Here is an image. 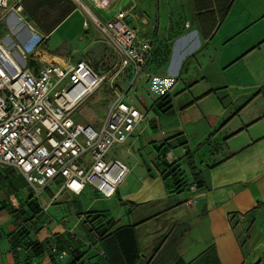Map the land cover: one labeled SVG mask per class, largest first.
<instances>
[{"label":"crops","instance_id":"obj_1","mask_svg":"<svg viewBox=\"0 0 264 264\" xmlns=\"http://www.w3.org/2000/svg\"><path fill=\"white\" fill-rule=\"evenodd\" d=\"M125 2L9 0L21 10L0 8V23L18 39L0 40L18 57L16 45L32 37L51 39L61 31L68 32L61 40L73 39L75 19L80 29L94 32L95 19H111ZM136 2L132 23L152 42L151 60L158 38L172 49L175 74L151 97L131 91L144 120L117 146L128 156L115 157L130 174L106 199L91 188L80 196L61 191L60 181L37 194L23 176L0 166V264H264V0ZM51 19H58L54 29ZM164 94L171 109L152 110ZM170 161L181 166L183 190L163 179ZM88 214H105L113 223L93 245L83 225ZM20 227L40 246L39 254L18 235ZM125 229L135 232L128 256L117 237ZM69 231L82 241L71 243L79 252L53 255L52 233L67 239Z\"/></svg>","mask_w":264,"mask_h":264},{"label":"built area","instance_id":"obj_2","mask_svg":"<svg viewBox=\"0 0 264 264\" xmlns=\"http://www.w3.org/2000/svg\"><path fill=\"white\" fill-rule=\"evenodd\" d=\"M125 1L111 19H95L94 24L135 80L152 58L153 44L132 23L136 0ZM0 8L21 10L11 8L9 0H0ZM16 48L21 57L0 40V166L23 176L37 194L60 181L61 191L76 196L91 188L113 198L130 169L110 152L127 143L144 120L132 103L134 81L126 91L113 93L100 127L82 124L74 114L105 78L85 61L35 66L28 62L27 51Z\"/></svg>","mask_w":264,"mask_h":264},{"label":"rangeland","instance_id":"obj_3","mask_svg":"<svg viewBox=\"0 0 264 264\" xmlns=\"http://www.w3.org/2000/svg\"><path fill=\"white\" fill-rule=\"evenodd\" d=\"M86 17L88 18V15ZM79 21L80 20L75 19L70 23L75 29L76 34L73 39L64 38L61 40L62 35L67 36L68 32L62 33L61 31H55L52 33L51 39L32 37V39L27 41V44L22 45L17 43L23 50H28V52H26L28 62L35 66L49 65L63 60L74 62L83 59L93 67L95 72L105 78L101 85L86 98L74 114V119L77 122L100 127L112 102L113 93L115 91H126L128 85L133 80V75L130 70L123 68L122 58L112 47L108 36L94 26V32L80 29ZM57 23L58 19H51L48 25L54 29ZM8 32L7 24L0 23V39L6 37L8 42L11 40L15 43V39H18V37L14 35L12 36L15 39L12 36L8 37ZM155 41L157 43L156 54L153 59L148 62L143 73L133 80L134 87H136L138 91L141 90L149 94L148 97H151L153 93H159L161 88L165 86L166 81L175 74V70L171 69V66H173L170 63L171 60H169L171 58L170 53L172 49L169 48V45L158 40V38H155ZM15 49L21 57V52L16 47ZM188 69V65L187 67H183L179 74L182 75V73ZM151 109H156V107L153 106ZM110 156L122 160L126 158L128 154L125 148L115 147L110 152ZM25 220L26 223H32V219L25 218ZM60 222H63L62 224L66 223L64 218L61 219ZM83 225L87 224L84 222ZM20 228L23 230V236H28L30 234L24 227ZM70 230H72V228ZM86 236L89 241H93L92 245L97 243L95 241L99 238V234L91 229L90 226L86 227ZM49 239L52 240L55 245L54 248H56V252L51 249L52 254H56L58 257L61 253L66 251L68 254L79 252V249H75L71 245L72 242L78 245L82 244L80 238L72 232L68 233L67 239L59 232L52 233Z\"/></svg>","mask_w":264,"mask_h":264},{"label":"trees","instance_id":"obj_4","mask_svg":"<svg viewBox=\"0 0 264 264\" xmlns=\"http://www.w3.org/2000/svg\"><path fill=\"white\" fill-rule=\"evenodd\" d=\"M168 94H164L161 96L155 103L154 107H156L158 110L163 112H168L171 108H169L170 105V99ZM167 170L164 173L163 179L166 184L171 185V187L175 191L183 190L187 187V183L185 182V175L183 171L181 170V166L176 161H170L167 163ZM203 181H197V186L201 187L203 186ZM28 207L33 213H38L39 207L36 204V202L33 199H29L28 201ZM4 209H7L10 211L11 215L15 214V211H13L9 206H5ZM85 224L91 227V229L95 230L99 235L104 236L110 228L113 227V223L111 220H108L105 214H88L86 216ZM23 230H21L18 235L22 239H26L30 242L31 246L33 247V251L36 254H39L41 251L40 246L35 243L31 242V239H29L27 236L22 235ZM130 234L131 240L129 237L125 240L124 235ZM117 237L121 240V243L123 244V249L125 254L129 255V247L130 245L134 247L135 245V232L133 229H125L122 231H119L117 233ZM86 254V253H85ZM56 255V254H53ZM134 257L129 260L130 263H133Z\"/></svg>","mask_w":264,"mask_h":264}]
</instances>
